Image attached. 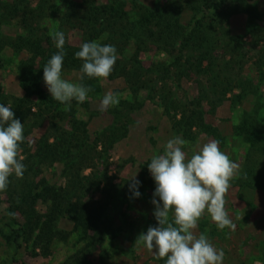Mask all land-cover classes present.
<instances>
[{
    "label": "rangeland",
    "instance_id": "obj_1",
    "mask_svg": "<svg viewBox=\"0 0 264 264\" xmlns=\"http://www.w3.org/2000/svg\"><path fill=\"white\" fill-rule=\"evenodd\" d=\"M94 1L98 6H104L112 0ZM138 1L148 8H156L161 4L160 0ZM246 1L254 8L253 22H249L245 13H228L227 23H222L221 27L230 35L225 36L220 30L213 33L218 36L215 47L209 53V59L203 60L202 68H207L209 64L215 65L216 71L226 79L237 80V77H240V80L245 82H253V91L256 92L253 94L243 91L242 84L233 85L232 92L227 94L223 102L212 108L206 101V96L214 95L211 94L212 87L210 88L208 83L209 80H214V72L197 74L192 71L191 75H187L188 66L183 70L173 66L166 74H160L158 77L146 76L145 80L153 79L148 83L153 85L155 91L151 92L146 84V88H143L137 97L123 78L100 79V93L88 95V99L83 103L73 100L70 107L76 112L77 120L86 127L90 158L78 164L74 176L85 179V182H81V192L86 195L87 201L105 211L102 224L103 240L92 237L93 244L87 248L86 242L77 241L78 233L74 230L73 223L62 219L58 224L59 230L72 233L67 242L57 239L50 247H43L30 241L18 250L5 239V234H8L7 230L4 231L8 221V198L6 195H0V264H67L83 249L85 250L79 259L85 260L86 264H165L163 259H157L154 253L135 242L150 226H158L153 214L155 205L151 202L156 185L147 165L153 155L163 154L166 142L176 136L187 142L183 150L188 157L209 140H218L221 151L239 165L238 175L231 181V187L225 197V207L235 224V229H218L205 212L198 222L197 234H206L214 247L224 251L223 264H264V185L258 186L261 184L259 181L263 183L264 180V151L252 152L246 137L237 132L246 117L245 114H251L259 123L257 129L263 131L264 135V0ZM14 2L17 0H0V30L11 37L22 36L28 32L23 27L21 14L15 15L13 10H5L9 5L13 7ZM25 2L32 5L33 9L44 2L47 8V12L42 16L34 18L35 33L39 36L51 35L60 29L65 34L64 50L68 46L80 47L83 31L73 29L66 32L65 28L62 30L60 19L54 18L51 12L55 10V4L65 11L70 4H82L83 0H24L23 3ZM201 9L204 11L198 15V19L204 15L208 16L206 9ZM127 11H132V3L128 4ZM195 15L187 9L183 15V25L193 26ZM239 40L242 44H237ZM135 52V46L132 44L128 53H124V60L131 59ZM26 58L25 52L16 53L9 48L1 54L3 65L0 68V88L6 98H21L25 95L20 87L17 66ZM140 58L146 69L154 65L169 66L173 60L171 56L156 49L143 53ZM183 63H186V59ZM81 75L79 70H71L64 72L62 78L80 83ZM45 90L51 96L46 85ZM108 92L119 94L118 105L127 101L133 103L134 107L133 110L128 109V116L119 122L125 135L105 151L103 139L99 140L98 137L103 138L110 134L108 129L115 122L113 110L118 106H110L103 112L99 110L100 102ZM162 92L181 105L177 120H181L185 107L189 111H195L204 125L201 122V125H194L189 133L178 129L176 122L171 118L173 113L168 115L164 111ZM36 100L37 98H34L35 103ZM33 108L35 113L39 111L37 105H33ZM33 122L28 123L31 132L27 140L33 145L34 153L38 142L47 133L52 136L51 143L56 139L48 132V122L41 127ZM77 134L81 135L80 132ZM71 152L77 155L74 149ZM22 157L24 162L26 157ZM26 172L27 183L33 186L31 189L44 187L42 181L63 188L68 181L65 177V165L61 162H56L51 167L45 166L40 172H31L27 168L24 173ZM69 172L67 170V174ZM134 175L140 181L138 191L141 195L138 198L134 197L129 189L132 183L130 178ZM38 210L44 213L45 205L40 203Z\"/></svg>",
    "mask_w": 264,
    "mask_h": 264
},
{
    "label": "trees",
    "instance_id": "obj_2",
    "mask_svg": "<svg viewBox=\"0 0 264 264\" xmlns=\"http://www.w3.org/2000/svg\"><path fill=\"white\" fill-rule=\"evenodd\" d=\"M160 1L161 4L158 7L148 8L138 0H112L104 6H98L94 0H83L82 4H70L65 11L55 4L54 8H56L51 12V15L60 19L61 29L65 28L66 32L73 29L82 30V43L95 40L101 44L114 45L118 58L109 78L111 80L125 79L136 97L143 88H146V84L151 92L155 91L153 85L148 83L153 79L145 80L146 76L156 75L158 77L160 74H166L173 66H177L179 70L188 66L187 75H191L192 71L197 74L214 72V80L208 81L210 88H213V90L211 88V94L214 95L206 96V101L212 108L223 102L227 94L232 92L233 85L241 86L242 84L243 91L253 92V94L256 92L253 91V82H245L240 80V77H237V80L226 79L219 71H216L215 65L210 66L209 64L207 68H202L203 60L209 59V53L215 47L218 36L217 34V37L214 36L213 33L220 30L225 36L230 35L221 27L222 23H227L228 13L231 11L245 13L249 17V22H253L254 8L246 0ZM23 2L24 0H17L13 7L10 5L5 7V10H13L15 15H22L23 27L28 32L22 36L11 37L0 30V68L3 65L1 54L6 49L27 54V58L21 60L17 66L20 87L25 95L21 98H6L0 88V104L5 106L8 104L12 108L15 118L24 125L26 139L21 145V154L26 157L22 163L27 170L40 172L45 166L51 167L56 162H61L65 165V177L68 181L63 188L42 181L44 187L31 189L33 186L27 183L28 172L24 173L21 179L16 178L15 175L11 176L7 190L0 192V195H6L8 198V208L6 209L8 221L4 226V231L7 230L8 234H5V239L8 244L18 250L23 247L24 243L30 241L35 242L36 246L42 245L43 247H50L57 239L67 242L72 233L59 230L58 224L62 219H68L73 223L74 230L78 233L77 241L86 242L88 248L93 244L92 237H99L103 240L102 224L105 211L103 208L94 207L91 202L87 201L86 195L81 192L83 190L81 182H85V179L74 176V170L78 164L90 159L88 158L89 147L86 142L87 130L85 125L77 120L73 108L70 107L68 111H65L63 108L66 105L62 107L63 104L52 99L46 92L43 67L58 50L51 35L39 36L33 28L34 18L47 12L45 3L42 2L33 9L32 5ZM129 3H132V11H127ZM201 8L206 9L208 16L204 15L198 19V15L204 11ZM187 9L196 14L193 26L183 25V15ZM241 42L239 40L237 44ZM132 44L135 46L136 52L131 59L124 60V53H128ZM151 49L171 56L173 59L171 64L169 63L170 65L165 67L164 65H154L146 69L140 57ZM79 50L80 47L70 46L65 49L62 74L71 70L80 71L83 62L76 59L74 55ZM184 59H186V63H183ZM80 83L93 89L88 95H96L101 92L100 79H90L85 76L83 81L80 80ZM162 93L164 111L168 115L173 113L171 118L176 122L178 129L181 128V131L189 133L194 125H204L195 111H189L185 107L181 120H177L181 105L169 99V96L164 92ZM34 98H37V103ZM33 105H37L38 112L35 113ZM133 107V103L124 101L113 110L115 122L108 129L110 134L103 138L98 137L99 140L103 139L105 151L112 148L125 135L124 128L120 127L119 122L120 119L125 120L128 116L127 110H133ZM245 116L237 132L246 137L245 140L251 145L252 152L261 153L264 151L263 131L257 129L259 123L253 115L245 114ZM196 117H198L197 120ZM30 121H34L33 123L38 124V127L48 122L50 125L48 132L54 135L56 141L51 143L50 137L52 136L47 133L38 142L36 151L33 153V145L27 140L31 132L28 125ZM77 132H80L81 135ZM73 149L77 155L71 152ZM67 170L70 171L68 174ZM259 182L261 184L258 186L262 187L264 180L263 183ZM114 197L117 198V196ZM40 203L46 207L44 213L38 210ZM84 250H80L77 256H74L72 261L67 264H86L85 260L79 259ZM14 261L17 262V259L14 258Z\"/></svg>",
    "mask_w": 264,
    "mask_h": 264
},
{
    "label": "clouds",
    "instance_id": "obj_3",
    "mask_svg": "<svg viewBox=\"0 0 264 264\" xmlns=\"http://www.w3.org/2000/svg\"><path fill=\"white\" fill-rule=\"evenodd\" d=\"M51 36L58 51L44 65L43 80L51 98L66 105L64 110L68 111L73 100L85 102L93 89L62 78L65 34L55 31ZM74 55L83 62L81 81L85 76L107 79L118 58L114 45L95 40L82 43ZM118 104L119 94L108 92L99 110L103 112ZM11 109L0 104V192L7 190L11 176L21 179L26 170L21 156V145L26 139L24 125ZM186 143L179 136L169 139L163 154L153 155L147 165L156 185L151 202L155 205L153 214L158 226H150L135 243L165 264H223L224 251L214 247L206 234H197L196 229L205 212L218 229H235L225 207V197L231 181L238 175L239 165L221 151L218 140L204 143L191 157L183 150ZM130 179L129 189L138 198L140 181L135 175Z\"/></svg>",
    "mask_w": 264,
    "mask_h": 264
}]
</instances>
